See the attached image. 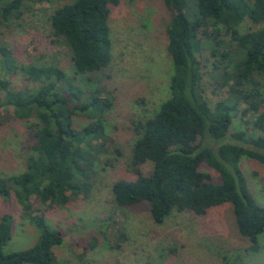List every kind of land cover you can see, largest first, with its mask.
I'll list each match as a JSON object with an SVG mask.
<instances>
[{
  "label": "trees",
  "instance_id": "trees-1",
  "mask_svg": "<svg viewBox=\"0 0 264 264\" xmlns=\"http://www.w3.org/2000/svg\"><path fill=\"white\" fill-rule=\"evenodd\" d=\"M27 1L0 0V24L19 19ZM119 2L71 0L50 15L52 41L66 45L73 73L89 82L93 81L90 74H101L111 61L108 17L111 6ZM163 2L170 13L166 25L172 66L169 95L152 117L133 122L136 138L130 168L135 177L112 184L114 202L116 207L147 202L156 224L175 212L203 216L211 207L230 202L239 233L249 240V249L257 251L264 232V206L253 198L239 162L247 156L264 164V0ZM244 19L255 28L241 32ZM204 61H210L209 73L218 81V89L225 87L216 100L205 94ZM0 69H17L11 50L3 45ZM21 70L36 86L17 89L0 80V111L11 107L13 112L0 117V123L10 117L34 119L38 124L33 131L35 153L27 157L24 171L0 178V196L7 200L13 195L22 215L30 217L35 202L64 205L90 191L94 163L111 140L102 120L112 100L100 98L99 89L71 84L58 67L29 64ZM239 114L247 127L231 131ZM76 116L92 120L76 128ZM206 138L216 146L204 142ZM147 161L152 170L140 173L138 167ZM202 166L215 170L219 181ZM30 219L38 231L36 243L5 252L13 217L0 216V264H67L54 254L62 243L61 233L42 214ZM225 264L245 263L226 260Z\"/></svg>",
  "mask_w": 264,
  "mask_h": 264
},
{
  "label": "rangeland",
  "instance_id": "rangeland-1",
  "mask_svg": "<svg viewBox=\"0 0 264 264\" xmlns=\"http://www.w3.org/2000/svg\"><path fill=\"white\" fill-rule=\"evenodd\" d=\"M69 1L29 0L19 19L0 24V46L11 50L17 67L14 72L0 69V80L17 89L32 87L35 84L25 79L21 67L53 66L66 72L71 84L84 90L99 89L100 98L112 100L102 120L111 140L105 143V150L94 163L90 191L64 205L34 203L32 215L42 214L62 235V243L54 248L56 259L67 264H225L226 260L264 264V232L259 235V249L251 251L249 240L236 227L230 202L211 207L203 216L175 212L162 224L151 220L147 202L116 207L112 184L135 177L130 168L136 138L133 122L152 117L169 95L172 66L166 49V25L170 13L163 0H120L118 5L111 6V61L101 74H90L93 81L89 82L86 76L80 78L73 73L69 49L52 41L50 35L51 13ZM239 28L245 32L255 27L244 19ZM204 55L208 56V52ZM204 64L205 94L210 101L216 100L219 93L224 95L225 87L218 89V81L209 73L210 61ZM6 114L12 116L11 107L0 111V117ZM243 119L244 115L235 117L231 131L246 129ZM91 120L76 116L74 126L81 128ZM37 125L34 119L14 117L0 123V178L25 170L27 157L35 153L33 131ZM204 142L216 146L208 138ZM239 166L253 198L264 206V164L242 156ZM138 170L147 173L152 170V163L147 161ZM201 170L219 181L215 170L207 166ZM4 213L12 215L13 224L3 250L10 252L34 245L38 231L31 222L32 215H22L13 195L7 200L0 196V216Z\"/></svg>",
  "mask_w": 264,
  "mask_h": 264
}]
</instances>
